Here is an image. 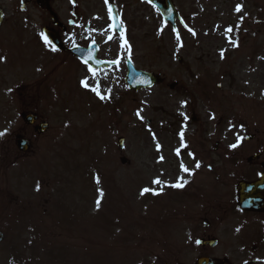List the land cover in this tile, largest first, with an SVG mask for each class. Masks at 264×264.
<instances>
[{
  "label": "rangeland",
  "instance_id": "374dc122",
  "mask_svg": "<svg viewBox=\"0 0 264 264\" xmlns=\"http://www.w3.org/2000/svg\"><path fill=\"white\" fill-rule=\"evenodd\" d=\"M77 2L64 44L94 42L115 67L92 70L37 40L38 10L0 0V264H188L195 254L175 190L213 184L208 162L264 157V0H173L186 27L177 22L178 39L141 0ZM56 9L72 17L67 2ZM125 59L163 82L129 90ZM23 113L47 122L45 133ZM17 134L31 155H19Z\"/></svg>",
  "mask_w": 264,
  "mask_h": 264
},
{
  "label": "flooded vegetation",
  "instance_id": "af4514ba",
  "mask_svg": "<svg viewBox=\"0 0 264 264\" xmlns=\"http://www.w3.org/2000/svg\"><path fill=\"white\" fill-rule=\"evenodd\" d=\"M16 1L21 13L35 7L41 14L40 32H34V37L41 42L47 40L42 32L44 28L58 35L68 30L59 21L61 16L57 5L67 2L66 12L73 17L66 20L69 28L77 24L80 15L77 0L72 3L68 0ZM48 7L55 12L58 23H52ZM61 19L64 20V17ZM5 20L6 17H3L0 30ZM30 151L19 155H31ZM205 163H201L198 168L205 169ZM206 168V174L203 175H214L213 184L207 179L198 178L183 189H176L171 200L181 228L190 234L188 249H192L195 255L193 262L188 264H195L202 258L210 259L212 264H264V189L254 193H251L253 190L237 191L240 182L259 180L264 173V157L208 162ZM192 176H195V172ZM247 203L251 205L247 206Z\"/></svg>",
  "mask_w": 264,
  "mask_h": 264
},
{
  "label": "water",
  "instance_id": "95a60500",
  "mask_svg": "<svg viewBox=\"0 0 264 264\" xmlns=\"http://www.w3.org/2000/svg\"><path fill=\"white\" fill-rule=\"evenodd\" d=\"M152 5L156 6V8L159 10L162 19L164 20V23L169 22L172 24L174 27L175 23V18L178 16V13L176 9L173 7V4L171 0H164V1H159V0H148ZM111 11V22L112 26L119 32L120 27H119V21L117 18V12L115 11L114 7L112 6L110 8ZM54 18V14L52 15ZM2 16H1V11H0V22H1ZM52 44L56 46L57 48L63 49L58 36L55 35L53 32H46L45 33ZM96 48L95 46H90L88 49H81L80 47H73L69 49V52L72 53L75 56H78L79 58L83 59L84 62L89 63L92 67H100L107 65L109 63L107 62H102L97 59L96 57ZM127 64V72H126V78H125V83L129 86L130 89H140L143 87H148L152 86L158 81H160V77H156L155 75L151 74L150 72H143L138 69H135L132 64L129 63V61L126 62ZM36 117L34 115H25L23 116V121L31 125L34 123ZM47 125L45 123H42L41 125H38L36 127V131L39 133H42L46 129ZM123 139L119 138L118 140V148L122 147ZM17 147L20 151H25L29 148V144H27V141L24 139H19L16 141ZM122 163H125V161L122 159ZM260 181L257 183L250 184L248 187L252 189H259L260 188ZM3 239V235L0 233V241ZM210 260H199L197 264H210Z\"/></svg>",
  "mask_w": 264,
  "mask_h": 264
},
{
  "label": "snow or ice",
  "instance_id": "6c2138e0",
  "mask_svg": "<svg viewBox=\"0 0 264 264\" xmlns=\"http://www.w3.org/2000/svg\"><path fill=\"white\" fill-rule=\"evenodd\" d=\"M106 2H107V0H106ZM241 10V6L240 5H237L236 6V11L237 12H239ZM189 31H191V29H189ZM228 31H231V29H228ZM45 42L47 43V40H45ZM235 46V45H234ZM221 56H223V53H221ZM81 84H82V86H84V87H88V84H87V82L86 81H84V80H82L81 81ZM94 91H95V89H93ZM97 95H99V92H97ZM100 98L101 99H105L106 97L105 96H100ZM4 133H0V136H2ZM183 134L181 133V136H182ZM243 138L242 137H237V144H232L231 145V147H233V148H235V147H237L238 146V143L240 142V140H242ZM159 147V146H158ZM200 166V164H199V162H196V167L198 168ZM182 167V170L183 171H185V172H189V169H187V168H185L183 165L181 166ZM187 181H184V183H186ZM153 183H157V184H160L161 183V181L159 180V179H156V180H154L153 181ZM173 187H182L183 186V184H181V183H177V184H175V185H172ZM150 191V189L149 188H144V189H142L141 190V195H143L144 193H146V192H149ZM155 194V193H154ZM97 206H99V201H97ZM237 230H239V229H237Z\"/></svg>",
  "mask_w": 264,
  "mask_h": 264
}]
</instances>
